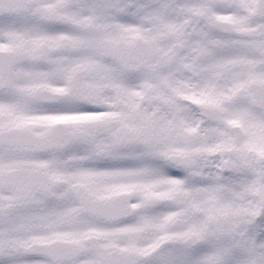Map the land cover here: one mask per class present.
Segmentation results:
<instances>
[{"label":"snow or ice","instance_id":"snow-or-ice-1","mask_svg":"<svg viewBox=\"0 0 264 264\" xmlns=\"http://www.w3.org/2000/svg\"><path fill=\"white\" fill-rule=\"evenodd\" d=\"M0 264H264V0H0Z\"/></svg>","mask_w":264,"mask_h":264}]
</instances>
